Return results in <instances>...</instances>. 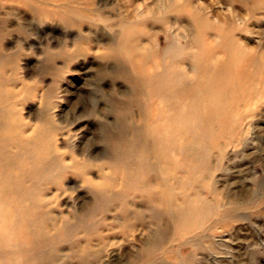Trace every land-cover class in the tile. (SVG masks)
<instances>
[{"label": "rangeland", "instance_id": "1", "mask_svg": "<svg viewBox=\"0 0 264 264\" xmlns=\"http://www.w3.org/2000/svg\"><path fill=\"white\" fill-rule=\"evenodd\" d=\"M196 35L214 44L191 48L188 90L219 91V71L239 89L211 137L188 110L202 167L174 183L148 134L149 74ZM23 146L12 208L0 203V264H264V0H0V159Z\"/></svg>", "mask_w": 264, "mask_h": 264}, {"label": "bare ground", "instance_id": "2", "mask_svg": "<svg viewBox=\"0 0 264 264\" xmlns=\"http://www.w3.org/2000/svg\"><path fill=\"white\" fill-rule=\"evenodd\" d=\"M128 41L129 40L127 39V42ZM201 41L205 43V37L204 36L201 37L199 35H196V36L189 38V40L185 44H182L179 40L171 41L170 43H172V45L170 47H168L167 50L162 51L163 54L161 56L160 55H154V60H153L154 66L152 68L153 71L151 74H149V77L151 76L150 79L153 82H155V85L157 88L155 90L156 93L154 95V98L157 101V106H156L157 108H156L155 113H154V120H155L154 122H156L155 127L151 128V130H150L151 134L150 133H148V134L153 137L154 144H156V142H157L156 145L159 144L158 150H160L162 147L165 148V149L163 148L164 151L159 156L158 155H154V156H155V158L160 160L161 168L163 167L165 169V171H167L168 174H170L172 176V179H174L173 182L177 179V177H179V178L181 177V179L186 180V174L191 176L193 174L194 170L196 171L198 169H201V167H202V165L198 166V164H199V160H200L199 159L200 155L204 151L203 150L204 147H202V145H200L199 138L195 137L196 140H194V143L188 146V138H190V134H189V130H188V128L190 127V124H189V122H187V120H188L187 117L189 115L188 110L190 109L191 112L199 113L198 116L195 117L194 120H195L196 124L200 125V127H201L200 132H202V130L204 131L203 133H201L203 139L207 138L206 137L207 135H208V137H211L212 134L215 133V129H216L217 125H219L223 122L222 116L219 115V110H221L225 106V105H222L223 99L229 98L231 95H234L235 93H237V90L239 89L236 86L238 83L236 82L235 78L233 77L232 72L226 73L224 71H219V73H221V74L217 75V77H216V80L221 83V87H219L220 88L219 91H213L210 88H201V89L198 88L197 90H188L189 88H187L185 86V84L188 83V81L186 80V79H188V76L185 75L187 72V67L184 64L186 62H188L189 60L193 59L194 61L192 63L194 65V67L201 66L200 65L201 60H199V58L197 56H195L197 53L196 52L194 53V51L190 52L191 48H193L196 43L201 42ZM174 43L177 45L173 46ZM211 44H214V43H212V42H209L208 44L205 43L206 46H211ZM206 46H204V47H206ZM223 46L224 45H222L221 47H223ZM187 47H189V49ZM170 50H172V51H170ZM205 51H206V49H205ZM207 51H208V48H207ZM127 55H129V54L127 53ZM211 57L212 58L210 60L215 67H219L218 65L222 64V62L224 61V57L219 58V54H216L215 50H213L211 52ZM174 68H175V70H173ZM201 69L204 70L203 68H201ZM137 74H139V73H137ZM9 78H11V77H9ZM146 79L148 80V78H146ZM193 79L198 81L197 82V85H198L204 79L210 80V76L206 77L204 72L201 74L198 71H196L195 77H193ZM231 79H234V82L233 81L231 82L232 84H230ZM196 81H194V82H196ZM202 84L203 83H201V86H203ZM250 94L248 95L249 98L247 100L244 97L241 99L240 98L237 99V103L238 102L241 103V101H244V100L247 103L250 102V100L252 99V96H253V94H251V95ZM150 96H153V94ZM147 98H148V95H147ZM142 102H144V101H141V104H143ZM148 109H146V110H148ZM146 115H147V113H146ZM223 116H228L227 112H224ZM20 119H23V118L20 117ZM173 125L176 127H174ZM146 129H148V128H146ZM178 142H179V144L177 145ZM167 146L170 147L172 154H170L168 152ZM176 146H179V149L177 152L180 151L179 153H182V157L179 160H177V158H176V154H177V153H175ZM185 150H187L190 153V155H191L190 160L187 159V161H186V157L184 156V153H183ZM28 157H29V152H28L26 146L25 147L23 146L22 149H20V150H15L13 155L9 156V155H3L2 154V158L0 159V203L4 204L3 205L4 207L6 205V207L10 206L12 208V206L10 205L11 203L6 204L9 201V199L6 196L7 193L9 192V190L14 192V187L12 186L13 181H11L10 177H11V175H13V172L19 173L21 171V166H22V164H24L28 160ZM143 158H146V157H143ZM176 162L179 163L178 166H180L182 169L176 168V165H175ZM185 162H187V163H185ZM17 165H19L20 171L17 167H14ZM205 165H203L204 171H207V165L206 166ZM131 173L133 174V172H131ZM26 174H28V171L25 172L24 170H22V172L19 174V177L24 179L26 177ZM138 174H140V173H138ZM57 177H58V174H57ZM10 181H11V183H10ZM52 181L54 182L55 180H52ZM42 183L43 182H41V184ZM174 183H176V181ZM178 183L179 182L177 181V184ZM40 186L42 187L44 185H40ZM174 187H176V186L170 182L169 189L173 190ZM29 191H31V189ZM2 192H4V194ZM28 193H30V192H28ZM3 202H6V203H3ZM25 202H26V200H25ZM3 206L0 205V208H3ZM13 207L17 208V205L15 204ZM9 211H10V209H9ZM11 217H12V215H11ZM12 223H13V221H12Z\"/></svg>", "mask_w": 264, "mask_h": 264}]
</instances>
